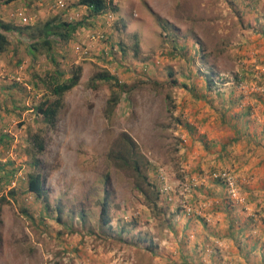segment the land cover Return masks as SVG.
Masks as SVG:
<instances>
[{"label": "rangeland", "instance_id": "obj_1", "mask_svg": "<svg viewBox=\"0 0 264 264\" xmlns=\"http://www.w3.org/2000/svg\"><path fill=\"white\" fill-rule=\"evenodd\" d=\"M104 1L0 0V264H264V0Z\"/></svg>", "mask_w": 264, "mask_h": 264}, {"label": "trees", "instance_id": "obj_2", "mask_svg": "<svg viewBox=\"0 0 264 264\" xmlns=\"http://www.w3.org/2000/svg\"><path fill=\"white\" fill-rule=\"evenodd\" d=\"M9 1H11V0H5V2H9ZM78 4L80 6L86 7L88 9V11L90 12L91 16L100 15L101 13L104 12V10L107 7L104 0H79ZM80 27H82V23H80V22H77V23L62 22V23H58L54 26L53 25H49V26L46 25L44 35L46 36V38L51 34H52L51 36L57 35L56 37L59 38V40H61L63 42H67V40L70 39L72 34L77 29H79ZM12 30L18 32L19 29L13 27L12 25H10L8 23H4V22L0 21V53L5 52L10 45V41L6 37L5 33H3V31L8 32V31H12ZM43 43L47 46V48L51 47V46H49L50 45L49 41L45 40V41H43ZM79 72H80V67H76L74 74H72L69 79H67L62 84L53 85L51 91L56 96V98L54 100L47 101L46 103H43V106L38 108L39 113L43 116L45 121L47 123H49L51 126L55 125L56 118L58 115V111L62 106L61 96L65 92L71 90L73 87H75L77 85L79 78H80ZM94 79H96V80H107L109 78H108V74H107V76H106V74H101V75L95 76ZM115 102H116V99L111 98L107 102V104L112 105V103H115ZM37 138L38 137H36L33 142H34L35 146L37 147V151L42 152L43 151L42 141H39ZM123 139L125 141L126 148L130 154V156L124 157L123 164L127 167H132L134 169V171H136L137 173L140 174L137 161L131 159L134 156V143L126 135L123 136ZM28 191L32 192L37 200L42 201V203L44 204V208L46 210H50V211L54 210L49 204V200H48L46 191L44 190V188L42 186V179H41L40 174L35 173L33 175L32 174L29 175ZM55 212L57 213L56 218L58 219L59 214H60V208L58 206L55 207ZM106 213H107L106 203H102L101 209H100V220L102 221L103 224H106L109 222V217ZM80 217H82V215H80Z\"/></svg>", "mask_w": 264, "mask_h": 264}]
</instances>
